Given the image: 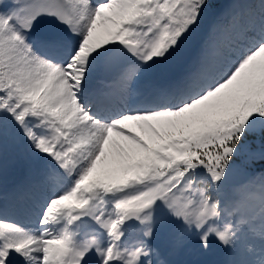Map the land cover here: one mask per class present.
Masks as SVG:
<instances>
[{
  "label": "snow or ice",
  "instance_id": "1",
  "mask_svg": "<svg viewBox=\"0 0 264 264\" xmlns=\"http://www.w3.org/2000/svg\"><path fill=\"white\" fill-rule=\"evenodd\" d=\"M213 7L0 0V155L11 146L40 173L35 226L0 209V264H175L158 243L168 225L173 250L194 238L228 264H264V178L258 203L226 198L264 159V0H237L189 68L137 87L195 44ZM105 71L118 87L94 86Z\"/></svg>",
  "mask_w": 264,
  "mask_h": 264
},
{
  "label": "rangeland",
  "instance_id": "2",
  "mask_svg": "<svg viewBox=\"0 0 264 264\" xmlns=\"http://www.w3.org/2000/svg\"><path fill=\"white\" fill-rule=\"evenodd\" d=\"M237 0H212L214 7L210 9L206 20L204 28L198 33L194 45H189L188 49L185 51L183 56L179 60L171 61L167 65L166 72L157 71L149 79L140 81L137 87L141 90H146L148 88L144 87V83L156 80L154 84H162L169 79L176 78L181 71L186 70L191 66L195 56L199 53L201 44L208 38L209 30L211 26L222 17H226L232 7L236 4ZM241 3H259V0H240ZM174 71V73H173ZM176 74V76H175ZM102 72L98 74L95 82L100 78ZM94 82V84H95ZM260 145L257 141V151H259ZM23 170L24 175L16 181L15 176L19 169ZM241 172H247L251 174V179L239 187H228L226 189V198L229 203H234L242 200L245 195H249L255 198V202L258 203L259 197L261 195L260 186L262 183V178H264V159H260L259 156L251 163V165L244 170H238ZM0 177L6 183L13 179V185L4 193L6 194L10 191L14 192L17 196L23 193L26 189H29L27 182L31 180L38 181L40 179V173L37 167L30 164L28 161L22 159L12 148L9 146L8 150L0 155ZM258 181V182H257ZM21 184L23 188L16 189V185ZM29 192V191H27ZM13 195L10 197L12 200ZM15 201V198H14ZM32 200L21 201L19 203V208L16 209L14 216L21 217L19 210L26 207V205L31 203ZM22 207V208H21ZM23 214L26 216L24 220L19 223L25 225L28 222L27 219L32 218L29 210H24ZM177 231L176 225H168L161 232V238L158 240L161 247L166 251L169 260L175 262V264H228V261L233 259L230 253L225 251L222 246L214 244V247L208 252H202L196 245L195 239L192 238L190 243H186L183 248L177 249L178 253L176 255L175 250L172 248V242ZM189 240V241H190ZM248 246L255 248L256 242L254 239L248 241ZM180 254H184L186 259L182 261V258H178ZM178 258V259H177Z\"/></svg>",
  "mask_w": 264,
  "mask_h": 264
},
{
  "label": "water",
  "instance_id": "3",
  "mask_svg": "<svg viewBox=\"0 0 264 264\" xmlns=\"http://www.w3.org/2000/svg\"><path fill=\"white\" fill-rule=\"evenodd\" d=\"M115 72L116 71H110L108 78L109 79L112 78ZM249 179H250L249 174H244V173L237 171L236 173H234V175L232 177V181L229 184V186H238V185L244 184Z\"/></svg>",
  "mask_w": 264,
  "mask_h": 264
},
{
  "label": "bare ground",
  "instance_id": "4",
  "mask_svg": "<svg viewBox=\"0 0 264 264\" xmlns=\"http://www.w3.org/2000/svg\"><path fill=\"white\" fill-rule=\"evenodd\" d=\"M173 73H174V71H173ZM116 77H117V74L115 75V77H114L111 81H105V80H103V79H100V81H98L97 84L105 83L106 85H107V84L118 85V84L115 83V81H116ZM97 84L95 85V87L100 88L99 86H97ZM144 84H145L146 86H151V85H152V83H149V82H146V83H144ZM11 210H13V209L10 208V211H11ZM30 220H31V218L27 219V221H25V222H29Z\"/></svg>",
  "mask_w": 264,
  "mask_h": 264
}]
</instances>
